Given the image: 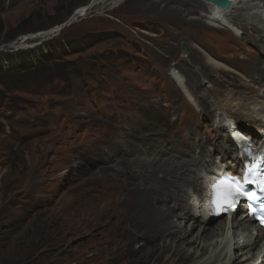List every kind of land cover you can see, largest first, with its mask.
Listing matches in <instances>:
<instances>
[{
    "label": "rangeland",
    "instance_id": "obj_1",
    "mask_svg": "<svg viewBox=\"0 0 264 264\" xmlns=\"http://www.w3.org/2000/svg\"><path fill=\"white\" fill-rule=\"evenodd\" d=\"M105 1L0 0V47L21 36L54 31L76 11L95 5L84 19L37 49L0 53V263L137 264L139 258L154 256L146 264L190 263L169 251L157 254L155 228L146 217L136 218L113 183L130 175L135 183L136 176L124 166L121 170L130 175L93 170L101 163L90 158V143L105 135L108 125L116 127L127 102L138 111V95L155 96L153 106L164 112L171 87L184 112L186 99L170 71L184 80L198 72L197 55L189 64L180 61L181 44L193 52V35L214 52L227 44L236 52L245 43L230 32L193 26L189 19L194 15L181 0H123L116 6ZM210 108L205 109L207 118ZM166 109L173 110L170 105ZM187 113L192 114L183 116ZM170 116L176 119L175 110ZM151 202L145 200L147 210ZM118 215L124 220H117ZM142 238L153 244L138 249Z\"/></svg>",
    "mask_w": 264,
    "mask_h": 264
},
{
    "label": "bare ground",
    "instance_id": "obj_2",
    "mask_svg": "<svg viewBox=\"0 0 264 264\" xmlns=\"http://www.w3.org/2000/svg\"><path fill=\"white\" fill-rule=\"evenodd\" d=\"M181 1L186 3L187 13L194 15L189 19L193 26L230 32L244 42V46L232 52L227 44L221 51L214 52L211 45L209 48L203 46L200 35L192 36L193 52L188 44H181V62L189 64L194 55L201 60V66L195 68L198 72L191 71L185 80L175 70L170 71L186 99L184 112L180 106L183 102L178 101L180 99L171 87L166 93L172 97L164 101L170 103L171 111L166 109L169 105L163 106L164 112L161 107H154L155 96L142 94L135 97L138 111L135 107L130 109L127 102L126 113H118L119 117L115 119L116 127L108 125L105 135L91 140L90 158L101 163L93 170H106L114 175L129 171L136 176L134 183L127 172L122 176H130L113 183L117 184L116 190L124 194L123 201L137 212L136 218L146 217L144 220L155 228L153 241L154 247H158L157 254L169 251L178 254L175 258L188 260L189 264H264V229L253 223L246 209L241 207L214 222V216L209 213L207 192L212 175L222 170L235 172L238 165L235 157L232 163L227 161L231 153L237 152L229 121H235L241 131L258 138L259 144L264 136V0H225V8L200 0ZM122 2L112 0L111 3L116 6ZM94 7L76 11L72 21L84 19ZM63 26L57 29L62 32ZM56 32L58 30H50L37 40L51 35L54 39ZM222 41L230 42L226 38ZM223 84L227 87L222 90ZM208 106L211 108L207 118L205 109ZM178 107L181 108L179 116ZM174 110L176 119L170 120ZM186 111L192 114L183 116ZM110 114L115 118L113 112ZM209 130L213 134L210 135ZM105 144L110 145V151L106 150ZM121 166L127 171L121 170L124 169ZM135 191L137 196L133 199ZM147 199L152 201L150 210L144 205ZM115 218L124 220L123 215ZM194 230L196 235H192ZM142 239L144 242L138 249L153 244L150 238ZM129 241L127 245L124 243V248ZM154 257L147 259L152 262ZM146 260L139 258L137 264H146Z\"/></svg>",
    "mask_w": 264,
    "mask_h": 264
},
{
    "label": "built area",
    "instance_id": "obj_3",
    "mask_svg": "<svg viewBox=\"0 0 264 264\" xmlns=\"http://www.w3.org/2000/svg\"><path fill=\"white\" fill-rule=\"evenodd\" d=\"M53 32H55V31H53ZM38 36H44L45 37V35H43V34L36 33V34L30 35V36L24 37L23 39L18 40V42H15L12 45H6V46L0 47V52L1 51H3V52L17 51L18 49L23 48L24 44H26V43H30V46H31L32 44H35ZM46 38H48V37H46Z\"/></svg>",
    "mask_w": 264,
    "mask_h": 264
},
{
    "label": "water",
    "instance_id": "obj_4",
    "mask_svg": "<svg viewBox=\"0 0 264 264\" xmlns=\"http://www.w3.org/2000/svg\"><path fill=\"white\" fill-rule=\"evenodd\" d=\"M200 1L211 4L218 8H225L227 6V3L225 0H200Z\"/></svg>",
    "mask_w": 264,
    "mask_h": 264
},
{
    "label": "snow or ice",
    "instance_id": "obj_5",
    "mask_svg": "<svg viewBox=\"0 0 264 264\" xmlns=\"http://www.w3.org/2000/svg\"><path fill=\"white\" fill-rule=\"evenodd\" d=\"M262 191H264V189H262ZM233 195H235V196H242V195H244V193L242 191H240L239 187H237V189L233 193ZM248 199L255 200L256 199V196L254 194H249L248 195Z\"/></svg>",
    "mask_w": 264,
    "mask_h": 264
},
{
    "label": "trees",
    "instance_id": "obj_6",
    "mask_svg": "<svg viewBox=\"0 0 264 264\" xmlns=\"http://www.w3.org/2000/svg\"><path fill=\"white\" fill-rule=\"evenodd\" d=\"M11 70H17V69H20V67L18 66H12L11 68H10ZM21 70V69H20ZM0 264H3V263H0Z\"/></svg>",
    "mask_w": 264,
    "mask_h": 264
}]
</instances>
